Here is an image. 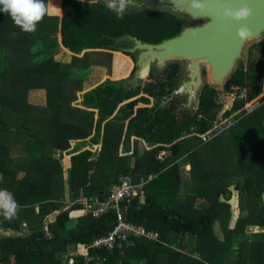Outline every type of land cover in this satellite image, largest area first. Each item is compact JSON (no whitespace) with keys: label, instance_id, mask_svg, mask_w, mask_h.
Wrapping results in <instances>:
<instances>
[{"label":"trees","instance_id":"1","mask_svg":"<svg viewBox=\"0 0 264 264\" xmlns=\"http://www.w3.org/2000/svg\"><path fill=\"white\" fill-rule=\"evenodd\" d=\"M44 3L48 6V0ZM57 6L52 0V9ZM182 24L168 12L127 9L118 19L104 0H62L60 14L47 11L27 33L0 12V189L9 190L19 204L11 220L0 214L1 264H69L66 256L73 249L90 257L73 264H264V232L252 230H264V39L250 46L226 85L228 103L207 85L197 113L181 108L177 96L161 106L175 88L178 64L129 91L119 82L132 76L134 64L124 78L89 82L92 66L109 64L113 52L118 72L127 73L129 59L135 62L131 53L118 50L116 38L131 34L160 42L178 34ZM61 52L73 53L71 61L57 60ZM232 86L238 87L233 95ZM32 98L40 104L35 109ZM218 116L237 122L203 142ZM26 133L33 155L13 157L11 142ZM100 138V154L85 150L65 157L71 141ZM163 150L170 155L159 160ZM184 153L191 165L185 178L180 164L173 163ZM66 164L73 198L92 197L94 207V196L106 201L122 176L140 182L153 175L122 208L128 220L159 231V240L131 237L123 251L88 249L113 229V210L81 216L68 234L71 209L79 204L66 209L56 201L64 191ZM162 182L164 190H157ZM57 209L63 211L49 223V237L44 220Z\"/></svg>","mask_w":264,"mask_h":264},{"label":"water","instance_id":"2","mask_svg":"<svg viewBox=\"0 0 264 264\" xmlns=\"http://www.w3.org/2000/svg\"><path fill=\"white\" fill-rule=\"evenodd\" d=\"M201 2L206 5L203 12L193 10L191 0H139V7L128 8L130 13L147 9L168 12L183 24L178 34L160 42H148L131 34L115 39L118 50L135 58L134 73L119 82L126 91L138 88L145 79L178 64L175 88L162 107L177 96L183 107L197 113L207 85L225 97L226 85L246 61L250 46L264 39V0ZM242 7L251 10L245 20L235 21L224 16L226 10ZM242 27L246 29L243 37L238 35ZM197 119L202 120V116Z\"/></svg>","mask_w":264,"mask_h":264},{"label":"built area","instance_id":"3","mask_svg":"<svg viewBox=\"0 0 264 264\" xmlns=\"http://www.w3.org/2000/svg\"><path fill=\"white\" fill-rule=\"evenodd\" d=\"M232 95L238 89L237 86H232ZM244 90H241L243 93ZM226 97V92H225ZM223 117H219L213 127L202 136L203 142H208L216 137L218 134L224 132L231 126H234L237 122V119L233 117H227L223 121ZM167 151H162L159 157L167 155ZM144 186V179H141L140 182H135L131 175H124L120 179V182L111 190V194L106 201L101 202L98 197L94 196V205L91 203L92 197H88L84 194H81L76 199L77 203H80L83 206V210L86 213L92 214L93 216H100L109 210L116 212L117 220L114 223V227L109 233L101 237L96 238L92 243L87 245L88 249H94L99 247H108L110 249L117 247L121 251L125 249L124 241H127L131 237L146 238L151 241H158L160 238L159 231L155 229H148L145 226H140L134 222L128 220L122 208V202L125 199H129L133 196H138L140 189ZM74 253H69L66 258L68 263H74L75 257ZM87 262H90V257L86 258Z\"/></svg>","mask_w":264,"mask_h":264},{"label":"clouds","instance_id":"4","mask_svg":"<svg viewBox=\"0 0 264 264\" xmlns=\"http://www.w3.org/2000/svg\"><path fill=\"white\" fill-rule=\"evenodd\" d=\"M106 9L122 19L129 7L140 6L139 0H104ZM206 5L201 0H191V8L203 12ZM48 11L44 0H0V12L9 14L15 25L24 32L31 33L36 30V25ZM250 9L242 7L238 10L228 9L225 17H231L235 21L245 20L250 15ZM238 35H246V29L240 28ZM19 211V204L7 189H0V214L5 219L11 220Z\"/></svg>","mask_w":264,"mask_h":264},{"label":"crops","instance_id":"5","mask_svg":"<svg viewBox=\"0 0 264 264\" xmlns=\"http://www.w3.org/2000/svg\"><path fill=\"white\" fill-rule=\"evenodd\" d=\"M56 1L58 2L57 9L51 11L50 10V5L48 6V13L51 14V15H58L61 12V2H62V0H56ZM65 56H66V54H65ZM129 61H130V67H129L127 73H130L129 71L131 70V68L133 67V64H134L130 59H129ZM122 76H125V74L122 75ZM89 88H92V87H89ZM89 88H87V89H89ZM151 104H154V100H151ZM143 105H147V104H143ZM0 133H2V130L1 129H0ZM31 138L32 137L29 136V133H26V134L23 135V137L19 138L18 140L14 141L15 140L14 139L13 142H11V145H12L11 152H10V153H12L11 155L13 157L20 156V157H27V159H30V156L33 155L32 150H31V144H32V142L30 140ZM13 143L15 145H13ZM145 144L147 145V143H145ZM101 148H102V139L101 138L99 139V142L98 143L95 142V141H93V140H90V139L73 140V141H71L70 148L67 151H65L64 155H65V157H67L68 159H70L71 156L76 155L78 153H81V152H83L85 150H90L93 153H95V154L98 155L101 152ZM122 148H123V146L121 145L120 150H122ZM130 148L133 149V145H131ZM163 151H167V150H163ZM161 152L157 155V158L159 160L166 159L170 155L169 151H167L168 152L167 155H164V156L159 157V155L161 154ZM38 153H40V151ZM129 153H131V151H129ZM131 160H132L131 161V165H133L134 162H135V159H131ZM173 163L180 164V168H181L183 177L185 178L186 177V171H187L186 168L188 169V171H189V169H191V168H188V165H190V164L186 162V153H184L181 156H179L178 158H176L175 161H173ZM190 167H191V165H190ZM69 172H70V168L66 164V166L64 167V176H63L64 191L62 192V197H60L59 199H56V201L58 203L65 205L66 206L65 207L66 209L68 207L71 208V207L77 206L79 204L78 207H75V208H72L71 209L72 211L70 212V220L68 222V226H69V223L70 222H72V224H75V223H73V221L76 222L79 217L85 216V215H88L89 214V213H86L83 210V206L81 207L80 203L76 204V198H73L74 192H73V186L70 185V181H69L70 180V173ZM155 177H157V176H155ZM81 178L84 180L83 177H81ZM91 178L92 177L89 176L88 179H91ZM93 179H95V178H93ZM141 179H144V178H141ZM151 179H153V175H150L147 180L144 179V184H146ZM166 181H167V178H166ZM163 184L164 183L162 182L159 186L158 185L155 186L156 189L163 191L164 189L161 188V187H163ZM81 189H83V188H81ZM59 192L60 191H57L56 193H59ZM80 192H84V191L83 190H80ZM80 192L78 193V191H77L78 195L80 194ZM164 192H166V191H164ZM233 197H234V200H235L236 195L233 196ZM140 199L142 201H144L145 200V197L144 196H141ZM236 208H238V207H237L236 204H234L232 206V211H234L235 216H237L239 214V211H240V209H238V211H236L235 210ZM36 210L37 211H40V205H37L36 206ZM61 211H63V209H57V210H55L53 212H50L46 216V218L44 220V225L46 226L47 232L49 231V229H48L49 223L54 222L56 220V218L58 217V215L61 213ZM47 235L50 237L52 234L48 232ZM0 259H1V253H0ZM7 264H9V263H7ZM11 264H13V262H11Z\"/></svg>","mask_w":264,"mask_h":264},{"label":"rangeland","instance_id":"6","mask_svg":"<svg viewBox=\"0 0 264 264\" xmlns=\"http://www.w3.org/2000/svg\"><path fill=\"white\" fill-rule=\"evenodd\" d=\"M50 5V10L51 11H53L54 9H52V0H48V6ZM48 6H47V8H48ZM65 54H66V56H65ZM113 54V57H112V59H111V62L108 64L107 63V61H105L104 63H97V65H93L92 66V68H91V74L89 75V82L93 85V86H95V85H97V84H99V83H101L102 81H104V80H106V79H120V78H124V77H126V76H128V74L129 73H124V72H118L117 70H115V59H116V57H115V53L113 52L112 53ZM80 56L82 55V54H79ZM248 56V55H247ZM56 59L57 60H60V61H67V62H70L71 61V59H72V54H70V53H63V52H61L60 54H58L57 56H56ZM114 68V69H113ZM131 71V70H130ZM129 71V72H130ZM125 74V76H122V75H124ZM147 80H149V78H147V79H145L144 81L146 82ZM143 81V82H144ZM92 86V87H93ZM41 93H37L36 92V96H39ZM43 94H45V92L43 93ZM29 97H34L32 94L29 96ZM228 96H226V97H224L223 99H222V103L225 105V104H227L228 103ZM31 103H33L34 105H33V108L34 107H36V105H40V104H38V103H36V101H35V99L34 98H32L31 99ZM42 105H43V103H42ZM35 109V108H34ZM221 115V113L219 114V116ZM218 116V117H219ZM1 117V116H0ZM188 168H190V165H188ZM186 170H188L187 168H186ZM235 194H234V196L236 195V198H235V200H234V197H233V205L234 204H236L237 205V207L238 208H236L235 210L236 211H238V209H239V200H238V194H237V192H234ZM73 223H75V224H72V222H70L69 223V226L67 225V233L69 234L70 233V231L72 230V229H74V228H76L79 224H80V217L77 219V221L75 222V221H73ZM254 232H264V230L261 228V227H254L253 229H252ZM191 243H190V245H189V248H192L193 246H194V242L192 241L193 240V238L191 237V236H188V238H187ZM79 250L78 249H73L72 251H70V253H74L75 255H74V257H75V260L76 259H83L84 258V263L86 262V257L85 256H82L79 252H78ZM188 251H190V249L188 250ZM198 252V251H197ZM199 253V252H198ZM69 264H73V263H69Z\"/></svg>","mask_w":264,"mask_h":264},{"label":"flooded vegetation","instance_id":"7","mask_svg":"<svg viewBox=\"0 0 264 264\" xmlns=\"http://www.w3.org/2000/svg\"><path fill=\"white\" fill-rule=\"evenodd\" d=\"M181 108H185V107L182 106ZM187 109H188V108H187Z\"/></svg>","mask_w":264,"mask_h":264}]
</instances>
